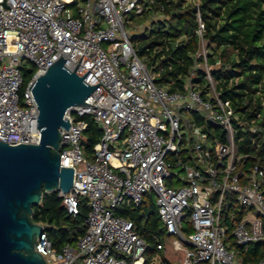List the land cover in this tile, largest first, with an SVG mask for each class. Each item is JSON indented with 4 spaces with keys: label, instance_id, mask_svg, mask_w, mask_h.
I'll return each instance as SVG.
<instances>
[{
    "label": "built area",
    "instance_id": "2783aa9c",
    "mask_svg": "<svg viewBox=\"0 0 264 264\" xmlns=\"http://www.w3.org/2000/svg\"><path fill=\"white\" fill-rule=\"evenodd\" d=\"M83 2L77 15L64 17L77 0H0V140L40 143L39 107L30 87L61 56L72 72L77 67L79 76L87 73L89 85L100 83L84 105L67 111L69 129L60 128V166L74 168V183L59 197L73 217L86 199V232L75 247L57 251L42 224L35 250L48 264H148L149 243L134 220L117 213L140 208L153 192L167 234L187 244L181 264H264V255L255 263L242 259L251 244H264V168H241L246 156L239 155L237 114L216 90L200 8L193 71L185 91L171 92L156 82L125 21L126 14L143 15L157 0ZM155 15L164 21L162 9ZM33 67L23 89L24 72ZM198 69L209 82L206 93L194 82ZM193 114L222 129L226 139L212 142ZM87 116L101 131L93 160L83 145ZM176 165L184 171L182 186L174 185Z\"/></svg>",
    "mask_w": 264,
    "mask_h": 264
},
{
    "label": "trees",
    "instance_id": "16d2710c",
    "mask_svg": "<svg viewBox=\"0 0 264 264\" xmlns=\"http://www.w3.org/2000/svg\"><path fill=\"white\" fill-rule=\"evenodd\" d=\"M184 1L157 0L143 14L149 19L159 9L165 14V25L154 30L150 38L142 37L139 46L144 47V52L155 55L157 64L153 72L156 82L171 92L186 90L199 49L197 11H194V6L185 5ZM200 6L206 23L205 37L209 41V63L213 66L221 64L220 70L213 71L216 90L223 100L232 103L237 114L238 119L234 120V124L239 140V155L246 156L241 168L247 172L255 165L264 168V0H201ZM34 71L33 67L24 72L23 89ZM194 82L203 93L209 91V82L202 70L196 74ZM193 115L200 124L206 125L205 130L211 133L209 137L212 142L226 139L222 129L212 128L200 114ZM84 118L89 128L83 145L87 154H91L101 131L91 117ZM89 209L86 199H83L80 214L73 217L64 209L59 191L44 192L41 203L34 206L32 217L34 222L45 225L49 240L57 251H61L68 244L75 247L84 235ZM124 213L128 212L120 210L117 215ZM130 213L129 219L139 220V213ZM151 213L155 215L151 217L155 224L160 218L154 200ZM263 255L264 244L258 241L242 253V259L255 263Z\"/></svg>",
    "mask_w": 264,
    "mask_h": 264
},
{
    "label": "water",
    "instance_id": "95a60500",
    "mask_svg": "<svg viewBox=\"0 0 264 264\" xmlns=\"http://www.w3.org/2000/svg\"><path fill=\"white\" fill-rule=\"evenodd\" d=\"M65 60L61 56L30 87L39 107L40 143L0 140V264H48L35 250L45 230L33 220L34 206L44 192L68 193L73 187L74 168L60 166V128L69 129L67 111L84 105L100 83L89 85L84 81L87 73L79 76L77 67L72 72ZM220 68L214 66L215 71Z\"/></svg>",
    "mask_w": 264,
    "mask_h": 264
},
{
    "label": "rangeland",
    "instance_id": "374dc122",
    "mask_svg": "<svg viewBox=\"0 0 264 264\" xmlns=\"http://www.w3.org/2000/svg\"><path fill=\"white\" fill-rule=\"evenodd\" d=\"M77 1L78 3L76 5L68 6V8L65 10L64 17H69L70 14H78V10L84 4V2L83 0ZM144 1L145 0H143V4ZM161 18L162 17L155 15L149 19L143 15L136 14V12L133 11L126 14L125 16L126 27L132 34L136 35V37L138 38L137 40L141 42L142 37L145 36L146 38H150L151 36H153L154 30H157L165 25L163 21H160ZM156 19L159 21H156ZM108 46V43H104L105 49H107ZM140 56L153 72V68L155 64H157L155 55L153 53L143 51ZM26 65H28L27 62ZM196 74H199V70ZM85 155L93 160L94 156L92 153L87 154L86 152ZM174 171H178L180 174L179 176L175 177L174 185L178 184V186H182V177L184 176V171H182L181 167L177 165L174 168ZM167 184L172 185L170 181H167ZM145 200L146 203L142 206V208L138 209V211L132 208H124L122 210H126L128 213L137 212L140 215L139 220H137L136 218L134 221L137 225L139 234L145 240H147V238L150 240V243L148 242L150 250L145 255L148 264H160L161 261L165 258H168L169 261L173 264H181L183 251L187 246L186 242L179 236H169L166 232L164 224L160 219H157V223H155L156 225L152 222L151 217L154 218L155 215L153 213L150 214V212H152V202L153 200H155L154 193H148L145 197ZM128 213H124L122 214V216L128 217ZM159 242L165 244L163 250L157 249V245Z\"/></svg>",
    "mask_w": 264,
    "mask_h": 264
},
{
    "label": "crops",
    "instance_id": "0c3cea01",
    "mask_svg": "<svg viewBox=\"0 0 264 264\" xmlns=\"http://www.w3.org/2000/svg\"><path fill=\"white\" fill-rule=\"evenodd\" d=\"M154 201H155V200H154ZM143 205H144V204H143ZM143 205H142V206H143ZM164 246H165V244H164ZM183 252H184V251H183ZM165 260H168V261H169V259H168V258H165ZM169 263H171V262L169 261Z\"/></svg>",
    "mask_w": 264,
    "mask_h": 264
}]
</instances>
